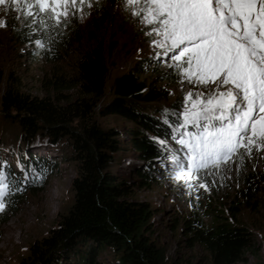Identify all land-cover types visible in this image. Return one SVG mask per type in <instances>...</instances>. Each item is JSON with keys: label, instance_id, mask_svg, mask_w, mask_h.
Segmentation results:
<instances>
[{"label": "trees", "instance_id": "16d2710c", "mask_svg": "<svg viewBox=\"0 0 264 264\" xmlns=\"http://www.w3.org/2000/svg\"><path fill=\"white\" fill-rule=\"evenodd\" d=\"M52 17L40 12L11 24L10 32L25 46V55L40 53L31 47L36 43L44 45L47 57L56 49L57 38L66 33ZM107 62L106 48L96 42L81 51L71 75L55 74L42 96L23 92L17 73L0 67V111L21 131L13 146L0 141L4 160L0 171L9 184L5 199L13 200L24 188H43L54 173V159L29 150L35 144L63 148L66 160L77 169L69 185V210L29 245L20 264H101L100 253L106 249L117 264H175L166 260L154 239L155 207L137 199V189L157 183L158 164L167 155L165 141L178 135L175 129L182 118L173 113L177 108L155 106L168 95L142 76L148 72L142 62L114 78L111 100L98 109L106 93ZM111 116L130 125L129 144L116 126L109 125ZM127 149L135 153L128 178L111 169L117 155ZM191 229L194 242L208 249L211 264H239L248 254L259 253L256 235L242 224L215 219L195 223ZM262 259L264 264V251Z\"/></svg>", "mask_w": 264, "mask_h": 264}, {"label": "rangeland", "instance_id": "374dc122", "mask_svg": "<svg viewBox=\"0 0 264 264\" xmlns=\"http://www.w3.org/2000/svg\"><path fill=\"white\" fill-rule=\"evenodd\" d=\"M20 7L23 9L24 5ZM132 11L126 0H86L85 4L71 8L69 15L61 17L59 23L66 34L62 39L57 38L55 50L46 46L52 52L47 57L41 43L31 45L40 53L25 55V46L18 44L10 32L11 24L19 20L16 17L20 14L0 10V20L6 22V26L0 27V67L6 72L17 73L23 92L46 95L45 88L52 85L54 75L67 78L74 72L81 51L100 41L107 51L109 75L106 93L98 103V109L111 100L114 78L142 62L148 71L142 76L168 95L155 106L168 110L177 108L172 111L183 120L180 114L184 110L187 92L207 94L209 89L203 85L193 87L187 82L180 83L178 70L168 66L174 62L167 57L157 58L162 49L154 47L152 40L161 37L146 35L151 26L143 24L140 17L132 15ZM61 44L63 50L59 48ZM63 93L71 91L63 90ZM108 123L116 126L125 144H129L127 128L130 125L117 116H111ZM20 132L15 120L0 111V141L13 146L18 142ZM165 145L167 155L158 164L157 183L150 188H138L137 199L155 207L151 220L155 228L153 236L166 260L175 264H211L208 249L194 242L191 225L198 222L209 224L218 219L242 224L256 235L259 253L248 254L247 261L239 264H263L264 149L254 147L250 155L240 149V155L232 156L219 167L210 165L199 172L193 171L190 179L185 176L177 180L175 175L179 169L174 156L184 158L186 151L181 150L174 140H166ZM62 149L43 143L29 149L54 159L57 166L43 188H24L22 194L13 200L5 199V195V208L0 211V264H20L19 260L27 253L29 245L45 235L60 215L69 210L72 202L69 185L77 169L74 163L66 160ZM7 161L17 170L11 157ZM2 162L3 157L0 165ZM134 162V151L127 149L117 155L111 169L128 178ZM200 184H205L206 188L199 187ZM99 259L101 264H117L109 249L102 251Z\"/></svg>", "mask_w": 264, "mask_h": 264}, {"label": "snow or ice", "instance_id": "6c2138e0", "mask_svg": "<svg viewBox=\"0 0 264 264\" xmlns=\"http://www.w3.org/2000/svg\"><path fill=\"white\" fill-rule=\"evenodd\" d=\"M85 3L86 0H34V4L30 0H0V10L19 13L16 18L23 16L25 20L40 12H48L51 19L54 13L60 23L71 8ZM126 3L132 7L133 16L151 26L146 35L161 37L152 40L154 47L162 49L157 58L167 57L174 62L168 66L178 70L180 83L209 89L207 94L188 91L185 96L180 114L183 120L173 139L186 154L184 158L174 156L179 169L175 179H190L193 171L210 165L219 167L240 155V149L249 155L254 147L264 149V0ZM4 26L6 22L0 20V27ZM8 189L7 177L0 171V211L5 208Z\"/></svg>", "mask_w": 264, "mask_h": 264}]
</instances>
